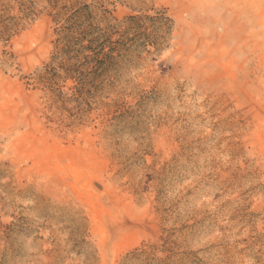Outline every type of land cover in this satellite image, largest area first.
Wrapping results in <instances>:
<instances>
[{
  "label": "rangeland",
  "instance_id": "1",
  "mask_svg": "<svg viewBox=\"0 0 264 264\" xmlns=\"http://www.w3.org/2000/svg\"><path fill=\"white\" fill-rule=\"evenodd\" d=\"M0 36V264H264V0H0ZM71 47L85 86L39 83Z\"/></svg>",
  "mask_w": 264,
  "mask_h": 264
},
{
  "label": "trees",
  "instance_id": "2",
  "mask_svg": "<svg viewBox=\"0 0 264 264\" xmlns=\"http://www.w3.org/2000/svg\"><path fill=\"white\" fill-rule=\"evenodd\" d=\"M25 18H28L27 16ZM19 25L18 24H12L11 28L7 30L6 33H4L2 36H7L8 38L13 37L16 33V29H18ZM0 36V38H3ZM75 47V46H74ZM72 48H66V50H60L56 53V63L57 59H61L62 62L61 64L57 65L56 70L52 71L50 68H47L39 74L37 77V80L39 83H44L46 84L47 81L45 80H50L53 82L56 80V86H58L59 81H66V80H71L74 79L76 81H79V84L85 83L86 78H84L82 72H84V69H86V65H89L88 58H84V62H88L87 64L80 62V53L84 48H81L79 50ZM101 68V67H100ZM99 70V69H96ZM85 73V72H84ZM84 85V84H83ZM85 86V85H84ZM80 87V86H79ZM57 92V91H56ZM63 98V97H62Z\"/></svg>",
  "mask_w": 264,
  "mask_h": 264
}]
</instances>
